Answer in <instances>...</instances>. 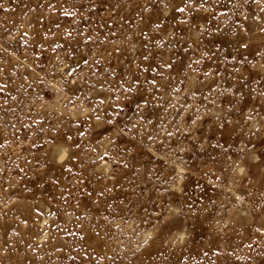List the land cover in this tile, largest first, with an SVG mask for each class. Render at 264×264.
<instances>
[{
    "label": "rangeland",
    "instance_id": "rangeland-1",
    "mask_svg": "<svg viewBox=\"0 0 264 264\" xmlns=\"http://www.w3.org/2000/svg\"><path fill=\"white\" fill-rule=\"evenodd\" d=\"M0 264H264V0H0Z\"/></svg>",
    "mask_w": 264,
    "mask_h": 264
}]
</instances>
